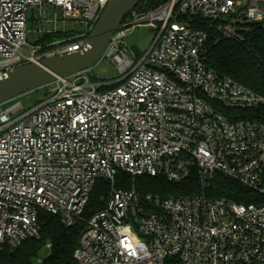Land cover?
Masks as SVG:
<instances>
[{"label": "built area", "instance_id": "1", "mask_svg": "<svg viewBox=\"0 0 264 264\" xmlns=\"http://www.w3.org/2000/svg\"><path fill=\"white\" fill-rule=\"evenodd\" d=\"M109 1L0 0V76L86 48ZM34 9L39 23L53 25L39 33L67 31L61 20L80 21L84 30L30 45ZM184 16L263 22L264 0H168L115 31L102 58L117 66L116 80L92 81L89 68L42 86L46 98L27 111L21 102L0 105V251L40 238L41 211L69 227L85 221L92 191L105 179L111 192L86 221L78 264H264V199L242 204L205 192L221 173L264 196V119L245 112L263 106L264 96L208 66V31ZM141 24L157 36L131 58L124 38ZM120 172L174 183L196 176L202 192L119 189Z\"/></svg>", "mask_w": 264, "mask_h": 264}, {"label": "trees", "instance_id": "2", "mask_svg": "<svg viewBox=\"0 0 264 264\" xmlns=\"http://www.w3.org/2000/svg\"><path fill=\"white\" fill-rule=\"evenodd\" d=\"M167 1L141 0L126 19L136 13L154 10ZM184 17L194 27L208 31L202 51L203 59L208 66L264 96V21L252 22L245 17L235 16L221 17L214 22L199 17ZM73 35L70 31L45 33V36L39 38L36 43L47 44ZM109 87L111 86L104 89ZM41 101L43 100L36 104ZM245 112H250L248 114L255 112L256 117L264 119V105ZM115 185L119 189L135 187L143 194L193 195L202 192L196 176H191L181 183H174L164 176L140 175L134 178L120 172ZM111 188L110 181L98 180L85 210V221H79L72 227L64 225L59 216L41 211L40 238H30L16 249L4 247L0 251V264H36L40 252L48 243L51 244V249L42 264H78L74 258V251L79 237L86 228V221L105 207ZM205 192L213 197H224L242 204L259 203L264 199L258 191L245 187L221 173L215 176Z\"/></svg>", "mask_w": 264, "mask_h": 264}, {"label": "water", "instance_id": "3", "mask_svg": "<svg viewBox=\"0 0 264 264\" xmlns=\"http://www.w3.org/2000/svg\"><path fill=\"white\" fill-rule=\"evenodd\" d=\"M140 1L110 0L91 31L86 48L26 63L0 76V105L40 88L59 76H69L92 68L102 59L115 31Z\"/></svg>", "mask_w": 264, "mask_h": 264}, {"label": "rangeland", "instance_id": "4", "mask_svg": "<svg viewBox=\"0 0 264 264\" xmlns=\"http://www.w3.org/2000/svg\"><path fill=\"white\" fill-rule=\"evenodd\" d=\"M38 9L31 11L29 16V32L27 36L28 43L30 45H35L39 38H43L46 32L39 33L38 29H48L52 27L47 22L39 23L37 20ZM47 15L51 14L49 8L46 9ZM60 30L64 29L72 32V34H77L84 30V25L77 20H67L60 21L58 24ZM158 30L148 25L141 24L133 28L128 35L124 38V44L130 49L129 55L131 58L134 54L137 57L144 55L152 46ZM29 48V46H27ZM134 53V54H133ZM88 77L92 81L104 82V81H114L119 77V70L115 64H113L109 57H103L97 64L91 68V72L87 73ZM47 90L45 87H40L29 92H26L20 96H17L2 104L3 108H9L13 104L21 102L23 105V110L27 111L30 107H33L38 101L44 100L46 98ZM48 249L44 248L40 252L39 258L44 259L48 255ZM38 264V261H36Z\"/></svg>", "mask_w": 264, "mask_h": 264}]
</instances>
